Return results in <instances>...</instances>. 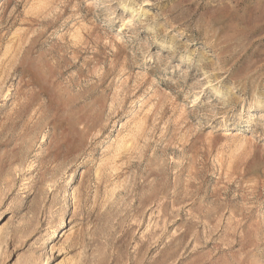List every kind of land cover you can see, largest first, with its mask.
<instances>
[{"label":"rangeland","instance_id":"374dc122","mask_svg":"<svg viewBox=\"0 0 264 264\" xmlns=\"http://www.w3.org/2000/svg\"><path fill=\"white\" fill-rule=\"evenodd\" d=\"M0 264H264V0H0Z\"/></svg>","mask_w":264,"mask_h":264},{"label":"bare ground","instance_id":"6f19581e","mask_svg":"<svg viewBox=\"0 0 264 264\" xmlns=\"http://www.w3.org/2000/svg\"><path fill=\"white\" fill-rule=\"evenodd\" d=\"M22 261V260H21Z\"/></svg>","mask_w":264,"mask_h":264}]
</instances>
